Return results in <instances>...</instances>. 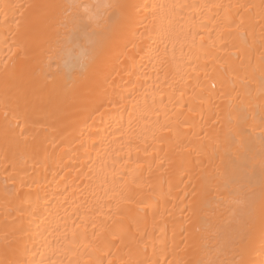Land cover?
I'll return each mask as SVG.
<instances>
[{
  "label": "bare ground",
  "instance_id": "1",
  "mask_svg": "<svg viewBox=\"0 0 264 264\" xmlns=\"http://www.w3.org/2000/svg\"><path fill=\"white\" fill-rule=\"evenodd\" d=\"M0 264H264V0H0Z\"/></svg>",
  "mask_w": 264,
  "mask_h": 264
}]
</instances>
